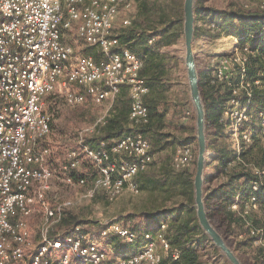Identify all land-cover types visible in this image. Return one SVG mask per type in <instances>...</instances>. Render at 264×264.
Here are the masks:
<instances>
[{
  "label": "built area",
  "instance_id": "1",
  "mask_svg": "<svg viewBox=\"0 0 264 264\" xmlns=\"http://www.w3.org/2000/svg\"><path fill=\"white\" fill-rule=\"evenodd\" d=\"M134 7L135 0H0V264H15L25 259L28 250L32 252L27 264H178L180 251L166 236V222L141 234L120 221L104 224L103 237L114 235L133 249L121 251L114 259L95 236L78 225L68 236H51L64 206L92 199L99 189L110 201L127 191L141 193L135 177L154 160L151 142L138 130L150 121L144 101L149 88L140 76L143 59L121 47L119 38L113 35L119 15ZM244 7L264 10V0H244ZM130 23L129 17L123 21L125 25ZM70 32H75L76 39L96 46L101 58L65 41ZM229 37L232 42L227 51L214 54L211 81L223 83L231 92L223 120L240 153L242 146L255 138L264 145V106L255 110L251 100L255 87L264 89V68L262 78L249 77L252 46ZM75 84L86 87L96 103L108 101L109 105L101 118L80 133L79 149L68 152V162L59 170L68 173L78 168L84 155L94 164L98 178L77 199L52 205L49 194L57 169L48 163L50 148L42 147V141L51 133L52 119L45 96L58 92L70 105L82 104L85 95L74 88ZM122 84L129 87L131 129L116 139L101 141L97 148L91 147L84 132L105 123ZM254 114L257 125L245 126L251 124ZM196 157L191 144L180 145L171 165L190 168ZM255 172L264 174L258 168ZM61 179L71 186L86 183L69 174ZM260 185L252 181L250 189L258 190ZM253 191L246 200L237 197L229 208L244 217L257 210ZM38 207L42 215L41 240L35 245L30 219ZM247 225L250 234L260 233L248 220Z\"/></svg>",
  "mask_w": 264,
  "mask_h": 264
},
{
  "label": "trees",
  "instance_id": "2",
  "mask_svg": "<svg viewBox=\"0 0 264 264\" xmlns=\"http://www.w3.org/2000/svg\"><path fill=\"white\" fill-rule=\"evenodd\" d=\"M225 1L224 7H215L206 5V0H197L195 6L197 19L199 17L205 19V26L211 27V24H216V28L211 27L215 31L214 36L227 33L239 38L242 43L250 42L254 54L248 56V76L262 78L260 73L264 68V10L258 7L245 8L244 0ZM135 5L138 11L132 17L131 23L123 24L117 29L115 27L113 35L119 38L121 47L130 49L143 59L140 76L149 88L144 101L149 108L150 121L140 126L138 130L152 142L154 147L152 153L155 156L168 149L176 140L175 134L166 130L170 124L173 125L174 121L167 118L169 63L162 53V48L177 40L182 17L170 15L159 0H135ZM202 27L204 25H201V28L196 26L195 37L199 35ZM76 38V35H70L65 38V41L74 43ZM82 52L92 54L97 59L101 58L98 48L94 45L84 43ZM212 76L213 71L210 68L200 71V88L206 109L207 131H209L208 148L216 154L215 158L209 159L207 168L217 162L214 169L219 179L216 186L205 187L207 213L211 221L217 216L218 222L226 225L227 232L238 235L246 231V239L239 246L247 248L253 246L261 237L264 239V174L260 176L255 172V168L264 172V145L260 139L255 138L250 144H244L240 153L237 151L233 136L223 120V113L231 92L223 83H213ZM74 88L85 95L84 103L72 106L58 92L45 96L52 119L51 133L42 141V147L50 148L48 163L55 169H59L62 164L68 162L69 151L79 149L78 130L82 125L95 122L101 107L107 108L109 105L108 101L102 103L93 101L84 86L75 84ZM253 90L251 100L255 110H259L264 106V89L255 87ZM130 109L129 87L122 84L118 97L108 110L105 123L98 124L86 137V142L91 147L97 148L101 141L116 139L131 129ZM256 120L254 114L251 124L245 126H256ZM176 125L181 129L186 128L184 123ZM51 136L55 138L54 140L57 139V142L51 141ZM193 141H196V137L187 136L181 143L184 145ZM81 157L82 162L78 168L68 173L59 170L60 174L56 178L59 179L60 175L61 179L69 174L75 180L85 179L86 183L81 187L83 192H86L94 186L98 172L89 158L84 155ZM195 165L196 161L190 168L176 169L171 165V157L166 163L154 159L146 170L136 175L135 181L141 192L147 190L154 195L158 190L163 194L164 205L159 204L154 208V217L150 215V212L141 210L136 213L131 212L122 218L125 225L141 234L150 227V221L153 218L160 220L163 216L170 217L166 236L172 246L180 251L178 264H205L201 260L198 248L207 243L220 252L203 231L196 216ZM255 180L261 185L258 190L253 191L250 185ZM60 181L64 182L62 179ZM213 181V177L206 176L205 185ZM251 191L259 204L257 210L251 211L244 217L229 208L237 197L240 200L249 198ZM100 196L109 200L102 189L97 190L92 199L96 201ZM57 199L59 202L69 200ZM215 200H221V203H216ZM84 219L85 212L81 205L64 206L63 216L53 226L51 236L56 238L72 234L75 226L82 227L86 224ZM247 220L252 228L260 231L259 234L249 233ZM82 230L88 232L85 228ZM38 233L41 240V223ZM223 257L225 263L230 264L224 255ZM250 260L252 264H264V246H260Z\"/></svg>",
  "mask_w": 264,
  "mask_h": 264
},
{
  "label": "rangeland",
  "instance_id": "3",
  "mask_svg": "<svg viewBox=\"0 0 264 264\" xmlns=\"http://www.w3.org/2000/svg\"><path fill=\"white\" fill-rule=\"evenodd\" d=\"M164 4L165 11L168 12L170 15L182 17V21L179 25V33L177 35V40L162 48V53L166 56V61L169 63V86L167 89V96H168V108L169 113L167 118H170L172 122L174 121L173 125L170 124L166 130L173 132L176 136V140L168 147V149L157 153L154 156V159L166 163L169 157H173L176 148L182 145V141L187 136H194L196 137V113L194 106L191 101L190 96V88L188 83V76L187 70L184 61V32H183V15H184V0H159ZM225 0H206V5H212L215 7H224ZM138 11L137 5L133 8L132 11L127 13H121L115 23L116 29L123 25L124 19L129 17L132 20V17ZM203 22L202 17L197 19L196 16V26H200L198 23ZM212 28L213 25L211 24ZM209 25L202 27L199 32V35L195 37V50H196V57H197V66L199 71L202 70H209L212 64L215 62V52L219 50L218 46L222 45L224 48H228L232 42L231 38L227 33H223L221 36H214L213 34L215 31ZM115 29V30H116ZM71 35H76L75 32H70ZM233 36V35H232ZM87 43L84 40L76 39L74 44L77 50L82 51L83 44ZM88 44V43H87ZM91 45V44H90ZM93 46V45H92ZM47 102V101H46ZM48 111L49 109V103ZM74 106V105H72ZM107 108L101 107L98 118L96 121L101 118L106 113ZM51 113V111H49ZM169 120V119H168ZM95 121V122H96ZM95 122H87L82 125V127L78 130V138L80 133L84 130L91 127ZM184 123L186 125L185 129H181L178 125ZM209 132V131H208ZM85 137L90 135L92 131H86ZM51 136V141L57 142V139ZM61 140V139H60ZM152 144V142H151ZM193 149L195 150L196 154H198V142L193 141L190 143ZM152 148L153 144H152ZM208 152L211 154L209 158L212 160L215 158L216 154L212 149L208 148ZM210 165L208 168H210ZM206 169V171L208 170ZM196 170V165L195 169ZM59 173V169L57 168V175ZM56 178L53 180L54 188L49 194V201L52 205L58 201L57 198L62 199H77L83 192V187L81 185H76L74 187L68 186L65 182L60 181ZM219 183V179L215 180L213 183L205 185V187H212L216 186ZM164 195L161 194L158 190L154 195L147 191L142 190L139 194H134L132 192H127L119 196L117 199L110 201L107 200L104 196L98 197L95 201L93 199H84L81 203L77 205H81L85 212V222L86 224L83 225L81 228H85L90 234L95 236L103 246V249L109 251L111 259L117 257L118 253L121 251H133L128 245H126L120 238L112 235L109 237H103L101 235V231L103 225L111 222V221H120L124 224L122 218H124L129 213H136L141 210H146L150 212V215L154 217V208L159 206V204L164 205ZM57 199V200H56ZM156 199V200H155ZM158 199H161L158 201ZM55 200V201H54ZM59 203V201H58ZM167 205V204H165ZM40 208L38 207L35 214L30 219V229L33 235V239L36 244L40 242V236L38 233V229L41 223V213ZM170 218V217H169ZM168 217L163 216L162 219H152L150 221V227L147 230H155L157 229L162 222H169ZM214 220V222H213ZM213 224L218 228L220 233L225 237L228 244L235 250L239 258L242 260L244 264H252L250 260L254 253H257L260 246H264V240H256L254 245L251 247L243 248L241 242L246 239V231L243 233H238V235L227 232L226 225H222L218 222V217L215 216L213 218ZM146 231V230H145ZM242 235V237H241ZM32 250H28L25 256V259L15 263V264H27L30 259ZM198 252L200 254L201 260L205 264H226L224 261V257L222 253L215 250L213 247L210 246L209 243L205 244L198 248Z\"/></svg>",
  "mask_w": 264,
  "mask_h": 264
},
{
  "label": "water",
  "instance_id": "4",
  "mask_svg": "<svg viewBox=\"0 0 264 264\" xmlns=\"http://www.w3.org/2000/svg\"><path fill=\"white\" fill-rule=\"evenodd\" d=\"M196 2L184 0L183 32H184V61L187 70L191 101L196 113V139L198 154L194 177L195 207L199 225L210 237L212 243L220 250L230 264H244L235 250L228 244L225 237L213 224L207 213L205 202V179L207 163L211 154L208 152V131L206 109L200 88V71L197 66L195 50L196 31Z\"/></svg>",
  "mask_w": 264,
  "mask_h": 264
},
{
  "label": "crops",
  "instance_id": "5",
  "mask_svg": "<svg viewBox=\"0 0 264 264\" xmlns=\"http://www.w3.org/2000/svg\"><path fill=\"white\" fill-rule=\"evenodd\" d=\"M207 19V18H206ZM205 19L203 20V22L201 23V22H199L198 24L199 25H204V27H205ZM207 23V22H206ZM218 48H219V50H217V51H227V48H224L222 45H219L218 46ZM215 165H217V162H215L210 168H208V170L206 171V176H208V178H214V181L215 180H218V177H217V172H216V170L214 169V167H215ZM213 181V182H214ZM210 185V184H209ZM127 192H129V191H127ZM127 192H125V193H127ZM215 202L216 203H221V200H215ZM151 226H152V224H151Z\"/></svg>",
  "mask_w": 264,
  "mask_h": 264
}]
</instances>
